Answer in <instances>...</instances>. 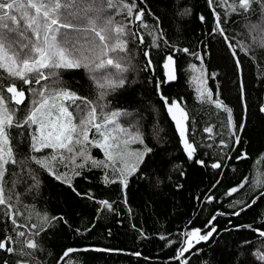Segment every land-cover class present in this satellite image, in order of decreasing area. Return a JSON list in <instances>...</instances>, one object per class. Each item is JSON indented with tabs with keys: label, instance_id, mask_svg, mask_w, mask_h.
Returning <instances> with one entry per match:
<instances>
[{
	"label": "snow or ice",
	"instance_id": "6c2138e0",
	"mask_svg": "<svg viewBox=\"0 0 264 264\" xmlns=\"http://www.w3.org/2000/svg\"><path fill=\"white\" fill-rule=\"evenodd\" d=\"M205 3L209 11L197 15L206 26L198 43L182 47L168 38L164 21L166 16L176 17L179 32L180 22L192 15L189 0H0V264H65L73 253H123L87 245L56 254L52 240L59 233H91L105 210L120 217L123 205L131 215L128 189L133 180L148 189L168 185L182 194L185 164L211 169L214 175L209 187L190 197L194 212L203 218L189 217L176 239L171 234L158 236L166 248H175L167 264H264V181H250L245 175L227 188V204L218 201L214 191L227 175L222 171L226 164L250 158L239 146L252 117L264 132V73L257 74L253 84L246 82L245 59L255 64L259 60L236 38L239 33L230 35L237 25L264 34V0ZM259 46L264 49V35ZM153 50L162 61V79L155 73ZM186 57L199 62L189 63L188 84L195 100L209 106L202 113L215 109L217 116L226 114L216 125L204 126L202 133L200 116L187 110L185 97L163 91L164 85L179 82L178 68ZM76 71L85 74L82 92L65 80ZM141 73H151L148 83L174 125L171 136L160 129L152 146L139 128L144 119L140 108L129 111L113 100L123 96L131 106L134 100L128 94ZM230 75L238 89L235 106H230ZM249 87L259 90L255 112ZM234 107L242 111L239 120L234 119ZM122 120L130 123L125 126ZM198 135L200 144L194 139ZM173 141L180 156L170 150ZM200 147L215 151H205L207 159L197 158ZM94 149L102 158L93 155ZM178 159L183 163H176ZM261 162L264 151L257 160ZM94 170L103 173L105 186H118L121 200L96 199L91 190L77 189V178L90 183ZM45 177L97 205L90 226L82 231L68 213L37 210V204L50 202L44 194ZM213 204L210 210L207 205ZM249 212L254 213L251 221L233 222ZM221 218L227 220L223 226ZM138 232L148 238L142 229ZM129 255L139 258L142 253Z\"/></svg>",
	"mask_w": 264,
	"mask_h": 264
},
{
	"label": "trees",
	"instance_id": "16d2710c",
	"mask_svg": "<svg viewBox=\"0 0 264 264\" xmlns=\"http://www.w3.org/2000/svg\"><path fill=\"white\" fill-rule=\"evenodd\" d=\"M231 2V0H229ZM191 5L192 15L183 19L180 22V31H176L174 16H166L164 21V28L168 32V38L172 41L181 42V46L194 47L200 37L202 30L206 26L201 25L197 19V15L200 12L207 14L205 0H189ZM158 14H163L162 11ZM117 19H121L117 17ZM209 24H211V18L209 17ZM236 32L239 35L236 37L240 42L247 46H250L254 55L257 56L259 63L255 64L245 59L244 61V76L246 82L251 85L255 82L257 74L264 73V49L260 48L259 41L262 35L259 32L249 33V30L243 25H237L235 29H230V35ZM255 37V43L254 38ZM130 47H132L130 45ZM134 51V48H133ZM153 59L156 63L155 73L158 78H163L162 61L159 56L156 55L153 50ZM189 63L199 62L186 57L180 61V67L178 68V83L172 82L171 85H164L163 91L166 95L173 97L183 96L185 97L186 107L190 113L200 116L201 123L199 127L202 129L209 124L216 125L218 120L226 119V114L215 115L216 110L211 109V114H203L202 109H207L209 106H201L198 101L195 100V93L192 87L188 84V80L191 75L189 69ZM212 70H216L214 67ZM2 72V70H0ZM151 73H141L138 78V83L135 86V90L129 93L134 100V103L129 106L123 100V96L113 97V100L121 101L117 106L121 108H128L132 110L133 107L140 108L144 119L140 122L139 128L146 135V142L152 146L155 144V134L164 130L167 136H171L174 132V125L170 118L167 117L166 111L161 110L162 102L158 101V97L154 94L153 85L148 83V77ZM85 74L82 71H76L70 75L65 76L66 81L71 82L73 90L80 89V84L84 82ZM79 82V83H78ZM214 87L213 85H210ZM231 101L230 106H235L237 103V84L235 78L230 75ZM250 102L252 103V111L255 112V105L259 90H253L249 87ZM95 99V94L92 96ZM184 103V102H182ZM155 106V109H153ZM242 111L240 108L234 107V119L239 120L241 118ZM157 121L159 122L157 124ZM125 126L130 123L129 120H122ZM155 130V131H154ZM207 134H203L206 140ZM197 144L201 143V136L198 135L195 138ZM244 142L239 146L241 150H247L249 153V159L244 161H235L231 164H226L222 171H226L227 175L224 177L222 183L215 189V194L218 201L227 204L229 198L224 195L228 187L234 186L245 175L249 176L250 181L258 179L264 181V162L257 163L260 158L261 152L264 151V132H262L261 125L252 117L248 123L246 132L243 134ZM218 143V141L216 142ZM171 151L175 152L177 156L181 153L175 147V141L172 142ZM207 151L209 155L215 149H205L203 147L198 148L197 158L204 157V153ZM93 155L98 158H102V154L98 149L93 150ZM207 159V157H204ZM176 163H183L182 160H177ZM211 163V160H209ZM187 172V176L181 182L185 184V189L181 193H176L173 188L168 185L162 187V189H148L144 184L137 183L133 180L130 183L128 189V201L129 207H131V215L127 213V209L121 205L123 209L120 217H113L107 213L106 210L102 214L97 227L91 232L81 236L74 234L59 233L52 240L53 251L56 254L62 253L67 247L81 248L87 245H93L96 247H105L113 249H123L121 254H110L100 252L90 253H73L66 258L65 264H69L70 261L75 260L77 264H81L82 261L87 260L88 264H167L168 258L175 254V248H166L164 245L166 241L158 239L160 234H171L172 239H176V233L182 229V226L187 223L189 217H195L204 214L194 212L192 204L194 200H190L191 196H194L200 191H203L206 187H209V181L213 179V170L203 169L199 166L184 165ZM103 173L99 170H94L89 174L90 183L77 178L75 181L76 187L82 192L91 190L96 199H108L110 202L114 200H121L122 194L119 191L118 186L108 185L105 186L101 182V176ZM44 194L49 198L50 202L47 204H37V210H47L50 213H68L74 222L75 226L83 228L89 222L95 220V208L92 202L80 200L76 198L70 190L64 186L58 185L51 178L45 177ZM247 191V188L245 189ZM233 198H237L234 195ZM203 206V205H202ZM210 210H213L216 205H207ZM261 207H264V202H261ZM225 210V209H221ZM254 216L253 212H249L247 216L242 217L240 220L233 218L234 223H243L251 221ZM258 219V217H257ZM116 220H121V223H116ZM227 220L225 218L220 219L221 226L225 225ZM135 225V229L133 228ZM108 228H111V235H108ZM142 229L147 234V239H143L139 236L138 230ZM227 237H225L226 239ZM134 251H139L142 256L137 258L129 255ZM127 252V253H126ZM147 257L148 259H145ZM58 258V257H57Z\"/></svg>",
	"mask_w": 264,
	"mask_h": 264
},
{
	"label": "water",
	"instance_id": "95a60500",
	"mask_svg": "<svg viewBox=\"0 0 264 264\" xmlns=\"http://www.w3.org/2000/svg\"><path fill=\"white\" fill-rule=\"evenodd\" d=\"M162 69H163V67H162ZM164 71V70H163ZM76 248V247H75ZM127 253V252H126Z\"/></svg>",
	"mask_w": 264,
	"mask_h": 264
}]
</instances>
